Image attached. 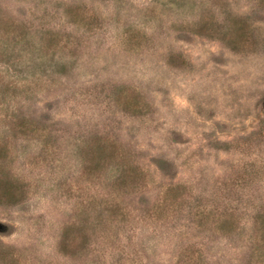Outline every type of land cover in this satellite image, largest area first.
<instances>
[{"label": "rangeland", "instance_id": "obj_1", "mask_svg": "<svg viewBox=\"0 0 264 264\" xmlns=\"http://www.w3.org/2000/svg\"><path fill=\"white\" fill-rule=\"evenodd\" d=\"M0 264H264V0H0Z\"/></svg>", "mask_w": 264, "mask_h": 264}]
</instances>
